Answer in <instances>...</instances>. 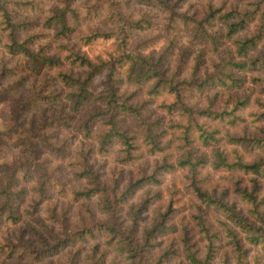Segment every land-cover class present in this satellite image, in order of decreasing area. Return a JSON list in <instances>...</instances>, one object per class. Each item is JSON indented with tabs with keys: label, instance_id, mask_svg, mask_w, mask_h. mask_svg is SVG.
<instances>
[{
	"label": "trees",
	"instance_id": "16d2710c",
	"mask_svg": "<svg viewBox=\"0 0 264 264\" xmlns=\"http://www.w3.org/2000/svg\"><path fill=\"white\" fill-rule=\"evenodd\" d=\"M125 1L93 0L81 17L68 4L52 11L43 18L42 25L45 29L55 28L51 36L64 41L49 39L41 43L40 33L20 36L24 29L37 23L18 17V12L27 7L35 11L34 0H0L4 45L10 54H21L17 65L25 72L18 83L32 75V93L27 94V100L18 102L13 124L0 130V136L16 132L19 139L20 133L31 131L32 123L23 127L25 118L19 119L22 110L42 105L43 114L45 109L50 111L49 107L57 105V110L53 108L43 116L42 125L68 128L75 120V130L70 135L79 134L82 138L74 155L68 158L71 178L82 180L80 187L69 185L67 178L52 176L36 161L40 173L33 176L31 164L35 155L30 141L23 146L31 149L24 150L29 157L19 158L5 184L0 185V211L5 207V220L16 223L20 218L17 204L9 201L21 200L27 188L14 185L21 179L42 177L34 188L39 194L43 193V182L48 181L59 196H69L73 201L94 198L105 216H92L68 230L53 211L50 218L55 217L59 223L57 232L53 225L43 222L41 229L29 225L41 244L35 248V257L56 255L69 245L91 240L93 243L83 254L86 264H264V0H252L244 7L233 1L227 8L208 4L199 18L185 12H179L176 18L168 16V26L176 19L190 22L193 37L201 41L186 76L179 75V68L184 67L181 60L170 71L169 45L157 56L153 52L129 51L117 57L97 56L96 60L80 49V43L91 45L99 38L109 37L121 45L124 39L118 42V34L124 28L133 36L155 25L147 12L137 16L125 13ZM140 1L172 9L177 0ZM67 10L73 14L74 24L68 21ZM101 13V20L109 22L110 28L87 29L77 35L78 44L67 43L80 20ZM43 35H48L47 30ZM207 54L211 68L204 64L203 73H197ZM102 71L107 92H95L97 84L93 81ZM15 73L14 65L7 66L3 59L0 83ZM126 81L138 88L147 86V93L155 102L151 121L145 115L144 104L130 100L131 93L125 94ZM14 83L1 88L0 100L14 90ZM128 118L131 122L126 124ZM19 140L28 141V136ZM113 141L121 144V156L117 158L120 163H131L143 151L157 154L155 163L150 170L139 166L135 176L127 179L121 169L120 173L111 171L107 175L95 156L111 152ZM207 164L226 171L229 183L222 187L203 185L199 172ZM180 169L189 179L188 210L184 212V204H175L173 193L178 189H169L166 204L155 209L147 222L148 202H153L159 193H146L135 204L128 203L129 198L137 189L158 185L164 175ZM232 172L238 175L231 178ZM177 210L180 214L174 219ZM121 213L129 217L127 224ZM163 241L165 244L159 247ZM15 245L4 242L0 248L9 247L12 251ZM66 252L64 264H78L79 249Z\"/></svg>",
	"mask_w": 264,
	"mask_h": 264
},
{
	"label": "rangeland",
	"instance_id": "374dc122",
	"mask_svg": "<svg viewBox=\"0 0 264 264\" xmlns=\"http://www.w3.org/2000/svg\"><path fill=\"white\" fill-rule=\"evenodd\" d=\"M233 1L237 5L244 7L247 2L252 0H177L176 4L173 5L172 9L161 8L153 4H145L140 0H126L123 3L125 8V13L132 12L133 16H137L139 12H147L149 16L153 19L155 25L151 29H146L140 31L136 34L129 35L126 28L124 32L118 34V42L121 38L124 39V42L121 45H117L115 42L117 39L113 37L109 38H99L93 42L91 45H86L80 43L78 46L81 50L85 51L92 59L96 60L97 56L102 58L117 57L120 53H126L129 51L132 52H141L148 53L153 52L156 56L167 45L170 46V53L168 54L167 60L169 61V69L175 67L179 60L182 61L184 67L179 68V75L186 76L189 73L190 68L193 66V56L197 53L198 49L201 46V41L193 37V28L190 22L181 23L180 19L176 21H170L168 26V16L174 18L178 17L179 12H185L188 16H195L199 18L202 16L203 12L208 7V4L215 6H222L227 8L229 3ZM36 4V9L32 12L29 7L18 12L20 14L18 17L25 16V20H36V24L31 25L29 28L24 29V33H20V36L27 35L28 33H38L40 36L38 40L41 43L46 42L51 39L52 42H62L64 38L56 37L53 38L51 35L54 33V29L47 28L45 29L42 25L43 18L52 11L59 10L65 7L67 4L70 8H74L77 11L79 17L85 14L87 7L93 2V0H34ZM88 5V6H87ZM251 6V4H250ZM40 8V9H39ZM68 21L71 24L75 23V18L71 11L67 10ZM101 14L96 15L94 18L82 19L80 24L74 29V31L69 35L67 43H77V35L82 32H86L87 29L100 28L101 30L111 27L109 22L104 23L101 20ZM253 25V24H252ZM1 28V27H0ZM47 30L48 35H43V31ZM6 34L0 30V67L3 59L6 60V65L14 67L17 69V74H11L2 79L0 83V90L5 86H8L12 82L14 90L11 93H6L3 95V99L0 100V130H5L9 125L13 124V117L15 116L14 111L19 108V101L27 100V94L32 93L29 82L32 81V75L24 79L23 83H18L19 77L24 76L25 72L19 70L18 62L20 61L21 54H10L5 45ZM172 39V43L170 40ZM206 60L203 64L199 66L197 73H203L204 64H208V54L204 57ZM104 72H100L93 81L96 85L94 88L95 92L106 91L107 92V82L104 81ZM124 87L126 88L125 94L131 93L130 100L138 101L142 103L144 108L145 115L147 119L151 121V116L154 115V111L151 112V109L155 107V102L151 98V95L147 93V86L143 85L139 88L136 84L130 82H124ZM51 89L52 87H47ZM134 91V92H132ZM191 101L192 98L189 97ZM15 102V103H14ZM17 103V105H16ZM57 110L58 106L49 107L50 111L52 109ZM42 105L36 109L22 110L19 113V119L25 118V125L32 123V129L29 132L20 133V138H24L25 135L28 136V141L24 140L20 142V138L16 132L6 135L5 133L0 136V185L5 184L8 174L11 172V167L14 163H19L17 160L19 158L29 157L27 151L31 150L23 148L24 144L31 141V148L34 151L33 162L31 164V171L33 176L40 173L37 169L36 162H39L45 170L52 176H57L59 179L68 180V184L80 187L82 180H74L70 175L71 165L69 163V157L74 155V150L76 147L81 144L82 138L80 135H70L75 130V120L72 121L68 128L58 125H49L48 123L43 122V116L45 114H50L48 109L44 110V113L41 112ZM81 115H83L81 113ZM78 116V117H81ZM131 120L128 118L126 124L130 123ZM86 140L85 142H88ZM87 145V144H86ZM85 145V146H86ZM121 144L120 142L113 141L111 143L110 150L108 153H97L96 163L99 164L103 171L109 175L111 171L114 173H120V169L123 171L124 178L127 179L129 176H135L137 168L139 166H146L147 170H150L151 166L155 163V156L157 154H150L146 151H143V155L132 161L131 163H120L117 161V158L121 156V153H118ZM117 151V152H116ZM145 152V153H144ZM251 157V156H249ZM36 161V162H35ZM24 164L22 165V168ZM16 174L21 179V172L16 171ZM231 178H235L238 173L232 172L229 173ZM203 185L212 186L217 185L219 187L225 186L229 183L228 178L226 177V171L213 169L209 164L202 166L199 172ZM124 179V180H125ZM42 180V177L33 178L32 181L20 180L14 186L25 187L27 188L26 193H22L21 200H10L11 204H17V214L20 215L19 220L16 223H10L9 219L5 220L6 208L2 207L0 211V243H16L15 248L12 251H9V247H5L4 250L0 248V264H64L66 263L65 259L68 256L66 250L79 249L77 254L78 264L82 261V264H86L85 256L83 254L87 252L88 248L91 246L93 241L87 240L85 242H77L74 245H69L62 252L56 255L44 256V257H35V248L41 247V244L38 242L36 237L33 235L32 230L29 225H36L40 229L43 228L40 222H43L47 225H53L54 231L59 230V223L56 222L55 217H51V213L54 211L55 216H60L61 221L65 223L66 228L71 230L76 227L77 224L84 220H90L93 218L104 217L105 214L100 210L98 205L95 203V199H80L73 201L69 196H59L55 193L53 189L50 188L49 182H43L42 195L39 194L34 188L38 185L37 183ZM189 182V179L186 178V174L181 169L175 172H171L162 177V181L158 185H146L136 190L131 198H129L128 203H138L142 197H146L147 194H152L157 192L159 195L153 199V202H148V214L147 222L155 214V209L160 208L162 205L166 204L169 199V189H178L177 192L173 193L175 196V204H184L185 211L188 210L189 200L191 198L190 192L186 184ZM151 198L149 197V200ZM2 196L0 195V203ZM161 205V206H160ZM51 207L54 209L51 210ZM163 209V208H162ZM161 209V210H162ZM183 210V209H182ZM174 219L176 218L178 210L175 211ZM124 223L129 222V217L125 213H121ZM37 219H39L37 221ZM37 227V228H38ZM41 231H44L41 230ZM155 240V239H154ZM164 240V239H163ZM162 241V237H161ZM167 242V241H166ZM21 243H25L22 245ZM165 244V241L161 243V246ZM225 250V248L223 249Z\"/></svg>",
	"mask_w": 264,
	"mask_h": 264
}]
</instances>
